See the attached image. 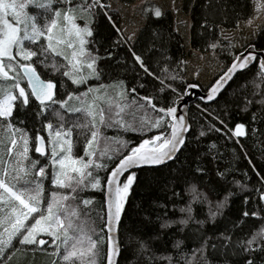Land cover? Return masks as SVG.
Instances as JSON below:
<instances>
[{"label": "trees", "instance_id": "trees-1", "mask_svg": "<svg viewBox=\"0 0 264 264\" xmlns=\"http://www.w3.org/2000/svg\"><path fill=\"white\" fill-rule=\"evenodd\" d=\"M135 1L119 0L123 5ZM55 2L53 0V8L62 7ZM92 3L93 0H70L63 8L74 6L76 15H82V9ZM102 3L107 6L103 11L92 9L94 15L85 12L93 33L85 47L97 58L95 73L88 84L95 88L100 106L76 98L86 85L74 84L64 75L69 70L64 56L48 53L46 57L40 56L44 62L34 67L41 78L55 83L56 99L65 100L67 107L62 109L57 103L42 112L39 102L32 98L28 106L18 102L10 118L15 129L29 136V157L38 161L37 167L49 165L45 169L47 177L41 198L45 209L48 200L53 199V191L65 195L71 189L52 184L50 162L34 148L37 132L44 140L46 155H50L49 130L44 125L50 123L53 133L61 124L65 128L72 125L73 154L86 161L85 144L91 132L97 131L98 136L90 146L94 163L86 170L84 184L75 194L76 198L67 201L79 213L75 222L82 224L94 239L103 237L92 257L95 264H104L105 260V214L104 189L90 190L92 180L96 176L106 179V173L118 161L115 157L121 155V151L127 154L128 142L138 144L142 138L167 128V125L159 129L150 127L158 113L143 97H151L157 108L173 106V101L192 84L185 76L186 45L169 9H163L155 1H144L138 9L143 25L130 42L119 28L120 17L110 6V0H102ZM253 6L254 0H182L181 9L190 20V48L198 53L211 52L229 65L242 49H235L221 31L237 28L240 22L249 19ZM156 9L161 12L159 17L152 14ZM28 12L36 15L41 25L45 23L43 9L30 6ZM51 15L48 13V18ZM121 34L124 42L119 40ZM250 44L264 49V25ZM130 47L142 58L148 72L136 63ZM34 50L39 52V47ZM259 73L260 66L256 62L238 72L212 103L199 99L192 102L188 108L190 129L185 145L174 159L160 166L131 171L136 175L119 223V264H248L249 261L264 264V233L261 232L264 200L260 199L264 193V76ZM89 105L92 115L83 110L68 111V108L86 109ZM237 124L244 125V135L232 134ZM167 130L170 132V128ZM13 135L20 141V131L6 129V124L0 126V175L7 159L15 157L7 153ZM15 160L16 157L13 163ZM97 163L108 167H97ZM218 172L222 175H217ZM220 201L223 205L217 208ZM189 207L191 213L180 211ZM210 211L216 215L210 217ZM253 212L257 215L253 216ZM181 219H187L188 223L180 224ZM257 233L260 235L248 248L247 241ZM39 238L46 243L21 245L19 239L13 237L11 247L0 254V264H50L53 260L62 264L59 257L63 254V245L57 251L51 243L52 237L39 234ZM177 241H181L178 247L175 246ZM85 262L88 264V257Z\"/></svg>", "mask_w": 264, "mask_h": 264}, {"label": "snow or ice", "instance_id": "snow-or-ice-1", "mask_svg": "<svg viewBox=\"0 0 264 264\" xmlns=\"http://www.w3.org/2000/svg\"><path fill=\"white\" fill-rule=\"evenodd\" d=\"M56 2L62 7L53 8V0H44L43 3H37L36 0H0V78H2L0 79V126L6 124V129L20 131V141H22L21 144L14 135L10 138L11 146L7 147V153L10 156L15 154L16 163L11 165L9 161L11 168L6 165L3 175H0V228L3 229L0 231V254H3L5 247L11 244L13 237L18 238L21 245H44L46 241L40 239L39 234H47L52 237L51 243L56 246L57 251L63 245L64 251L59 257L62 264H76L77 260L80 264H86L85 257H88V264H95L92 257H95L97 245L103 242V237L101 236L99 240L94 239L85 231L82 224H77L75 219L78 218L79 213L67 201L76 198L75 194L84 184L86 170L94 163L90 146L98 136L97 131L91 132V138L85 144L84 151L88 157L86 161L73 154L72 125L65 128L61 124L55 133L51 131L50 123L44 125L49 130L47 148L50 149V155H46V149L42 146L43 138L39 131L37 132L35 151L49 160L52 184L61 189H71L65 195L53 191V199L48 200L45 209L41 204V198L44 193L43 181L47 177L45 169L49 165L37 167L38 161L29 157V136L22 130L15 129L10 122L17 103L22 102L23 106H28L32 98L39 102L42 112L48 111L52 105L57 103L62 109L67 107L65 100L56 99L55 84L51 80L42 79L34 67V64L44 62L39 59L40 56L46 57L48 53L54 56H64L69 68L64 75L69 76L74 84L83 83L86 79L83 73L79 72L82 64H86L91 73H95L97 58L85 47L88 43L87 37L93 35L89 21H86L83 27L79 26L76 23V7L63 8V5L69 4L70 0H56ZM30 6L44 10L45 23L43 25L39 23L36 15L29 14ZM106 7L102 0H93L87 9H82V11L94 15L92 9L103 11ZM257 7H264V5L258 4ZM48 13H52L50 18H48ZM152 14L159 17L161 12L156 9ZM104 15L108 16V13L104 11ZM119 40L124 42L125 38L122 34ZM37 47H39V52L34 50ZM65 47L71 51L70 56L65 53ZM129 51L136 63L148 72L142 58L131 47ZM34 57L37 59L33 60ZM256 58L257 55L254 53L237 56L212 85L206 98L212 100L220 89L233 78L232 74L236 73L237 69L246 68L248 63ZM258 75L264 76V60H261ZM71 96L72 94L69 93V98ZM143 100L158 113L155 122H152L150 127L159 129L167 125L170 132L166 128L158 134L142 138L138 144L128 142L125 145L127 154L115 157L118 162H114V166L106 173V179L101 180L99 176H96L90 184L93 189L101 187L103 190L106 186L107 223L104 227L108 233L107 264H119L118 260L115 262L113 260L114 255H118L120 251L118 241L113 240V233L118 234L122 211L136 175L130 170L140 166L161 165L172 159L185 145L184 133L189 130L185 117L180 115L175 107L157 108L151 97H143ZM180 102L179 99L173 101L174 104ZM132 104L135 106L136 102L133 101ZM117 107L119 108L120 105L118 104ZM90 108L89 105L86 109L68 108V111L83 110L88 115H92ZM101 120H103L102 112ZM93 127H95L94 122ZM141 127L143 130V125ZM232 134L234 136L244 135V125L237 124ZM200 135L203 136L204 133L201 132ZM25 161L29 163L26 164ZM97 167L107 168L108 165L97 163ZM217 175H222V173L218 172ZM88 177L91 179L90 172ZM13 180L15 183L11 182ZM21 181H23L22 184ZM260 199L264 200V193L260 195ZM84 203L87 204L89 201H84ZM222 205L223 201H220L217 208ZM180 211L191 213V208H181ZM215 215V212H209L210 217ZM244 215L247 216L248 213L245 212ZM252 215L256 216L257 213L253 212ZM179 223L186 225L188 220L181 219ZM261 232L264 233V228ZM257 235L260 233L253 235L247 241L248 248H251ZM180 243L181 241H177L175 246L178 247ZM248 264L251 262L249 261Z\"/></svg>", "mask_w": 264, "mask_h": 264}, {"label": "rangeland", "instance_id": "rangeland-1", "mask_svg": "<svg viewBox=\"0 0 264 264\" xmlns=\"http://www.w3.org/2000/svg\"><path fill=\"white\" fill-rule=\"evenodd\" d=\"M144 1L146 0H136L130 5H123L119 2V0H110V6L118 12L120 17L119 28L127 39L130 37V39H128L130 42L134 40L138 30L143 25V19L138 14V9ZM151 1H155L156 3L160 4L163 7V9H169L172 12L174 25L177 31L182 35L184 43L186 45L187 69L185 76L187 80L193 84L197 83L196 85L201 87V89H207L214 81V79L218 77L227 68L228 65L222 63L217 57V55L211 52L198 53L190 48L189 45L190 20H189V16L185 14L181 9L182 0H151ZM36 2L43 3L44 0H36ZM55 4L56 6H62L60 3L57 2H55ZM258 4L264 5V0H254L253 13L251 17L245 21L240 22L237 28L222 29L221 31L223 37L227 40H230L233 43L235 49L237 50L243 49L248 44H250V42H252L256 38L259 30L264 25V7L258 8L257 7ZM84 13L82 15L81 14L76 15V23L81 27H83L85 25V22L89 21L90 19L87 16V14ZM89 27H90V22H89ZM64 51L67 55L69 56L71 55V51L68 50L66 47L64 48ZM79 72L83 73V75L86 77V79H84L83 82L86 85V89L81 90L80 94H78L76 98L81 99L82 102H89L92 104H98L100 106V103L96 100L97 96L95 94L96 93L94 90L95 88L92 85L88 84V79H91L93 77V73H91V70L87 68L86 64H82L80 66ZM14 136L19 141V137L16 135ZM20 143L22 144V141ZM122 153L123 152L121 151L120 154ZM13 159L12 160L7 159V161L4 164V168L6 165H8L11 168V165H14L16 163V160L13 163ZM9 161H11V165L9 164ZM90 190L96 191V188L93 189L90 187ZM13 241L14 239H12V242ZM11 245L12 244H9L6 247L7 248L11 247ZM50 264H61V263L59 261L55 263L53 260Z\"/></svg>", "mask_w": 264, "mask_h": 264}, {"label": "water", "instance_id": "water-1", "mask_svg": "<svg viewBox=\"0 0 264 264\" xmlns=\"http://www.w3.org/2000/svg\"><path fill=\"white\" fill-rule=\"evenodd\" d=\"M247 53H254V54H256L257 55V58L255 59V60H252V61H250L249 63H248V65H247V67L246 68H244V69H237V72L236 73H234V74H232L233 75V77L238 73V72H241V71H243V70H245V69H247L248 67H250L252 64H254V63H258L259 64V66H260V63H261V60H264V49L263 50H259V49H257V48H255V46L253 45V44H248L246 47H244L242 50H240L238 53H237V55H236V57L237 56H240V55H244V54H247ZM235 57V58H236ZM234 58V59H235ZM233 61V60H232ZM232 63V62H231ZM231 63L228 65V66H230L231 65ZM227 66V67H228ZM227 70V68L224 70V71H226ZM223 71V72H224ZM223 72L218 76V77H216L215 79H214V81L211 83V85L207 88V89H205V90H202L198 85H196V84H190V85H188V87H187V89H186V91H185V93L182 95V96H180L178 99L181 101L180 103H175L174 105H173V107H175L176 109H177V112L180 114V115H182V116H184L185 117V120H186V125H187V127H188V129H190V125H189V121H188V108H189V104L190 103H192V102H194L196 99H199V100H201L203 103H212L213 101H215L217 98H218V96H219V94L227 87V85L230 83V81L233 79H230L221 89H220V91L216 94V96L212 99V100H208L206 97H207V95H208V92H209V90H210V88L212 87V85L215 83V81L223 74ZM43 79V78H42ZM53 82V81H52ZM54 83V82H53ZM55 84V83H54ZM56 91V85H55V88H54V92ZM177 100V99H176ZM188 132H189V130L188 131H186L185 133H184V135H185V140H186V137H187V134H188ZM42 146H44L45 147V143H44V140H43V144H42ZM45 149H46V147H45ZM37 153V152H36ZM39 154V153H38ZM175 157V156H174ZM174 157L172 158V159H170V160H167L166 162H164L163 164H166V163H168V162H170V161H172L173 159H174ZM118 162V161H117ZM163 164H161V165H163ZM156 166H160V165H154V166H140V167H138V168H133V169H131L130 171H134V170H137V169H142V168H148V167H156ZM110 171V170H109ZM105 191H106V186L104 187V194H103V196H104V214H105V224L107 223V203H106V197H105ZM123 212V211H122ZM118 228H119V225H118ZM104 230H105V242H106V257H105V263L104 264H107V238H108V233H107V229L104 227ZM113 240L114 241H118V244H119V237H118V234L116 233V232H114L113 233ZM118 256H119V254L118 255H114V257H113V260H114V262L116 261V260H118Z\"/></svg>", "mask_w": 264, "mask_h": 264}, {"label": "bare ground", "instance_id": "bare-ground-1", "mask_svg": "<svg viewBox=\"0 0 264 264\" xmlns=\"http://www.w3.org/2000/svg\"><path fill=\"white\" fill-rule=\"evenodd\" d=\"M233 60H234V59H233ZM201 102H202V101H201ZM190 104H191V103H190ZM190 104H189V105H190ZM206 104H207V103H206ZM103 201H104V196H103ZM105 244H106V242H105ZM105 257H106V254H105ZM104 263H105V260H104Z\"/></svg>", "mask_w": 264, "mask_h": 264}]
</instances>
